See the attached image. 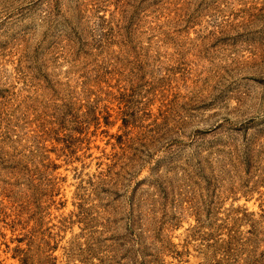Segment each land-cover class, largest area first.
I'll list each match as a JSON object with an SVG mask.
<instances>
[{
	"label": "rangeland",
	"instance_id": "374dc122",
	"mask_svg": "<svg viewBox=\"0 0 264 264\" xmlns=\"http://www.w3.org/2000/svg\"><path fill=\"white\" fill-rule=\"evenodd\" d=\"M264 264V0H0V264Z\"/></svg>",
	"mask_w": 264,
	"mask_h": 264
},
{
	"label": "trees",
	"instance_id": "16d2710c",
	"mask_svg": "<svg viewBox=\"0 0 264 264\" xmlns=\"http://www.w3.org/2000/svg\"><path fill=\"white\" fill-rule=\"evenodd\" d=\"M140 264H146V261L145 260L140 261Z\"/></svg>",
	"mask_w": 264,
	"mask_h": 264
}]
</instances>
